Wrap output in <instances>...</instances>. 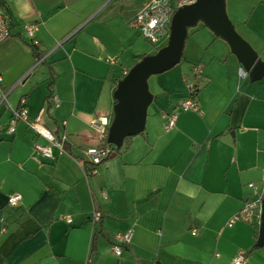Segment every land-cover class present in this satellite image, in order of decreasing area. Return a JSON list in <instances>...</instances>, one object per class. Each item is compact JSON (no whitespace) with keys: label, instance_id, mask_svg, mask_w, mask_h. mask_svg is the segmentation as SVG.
Returning a JSON list of instances; mask_svg holds the SVG:
<instances>
[{"label":"crops","instance_id":"crops-1","mask_svg":"<svg viewBox=\"0 0 264 264\" xmlns=\"http://www.w3.org/2000/svg\"><path fill=\"white\" fill-rule=\"evenodd\" d=\"M146 1L0 0L10 31L0 43V264H233L239 253L241 264H264V246H255L262 215L235 217L252 197L248 184L264 177V78H240L222 39L213 36L209 49L190 55L202 69L198 112L179 108L185 88L164 109L147 111L144 131L96 174L74 160L100 144L90 121H111L122 68L140 60L123 59L134 37L124 6ZM232 4L231 21L264 61V0ZM163 90H177L175 81ZM21 98L29 122L38 117L55 136L67 135L66 153L52 148L53 157H43L34 146L44 138L24 121L10 129ZM171 112L178 117L165 130ZM14 194L20 201L10 206ZM127 232L130 241L115 256L114 238Z\"/></svg>","mask_w":264,"mask_h":264},{"label":"water","instance_id":"water-1","mask_svg":"<svg viewBox=\"0 0 264 264\" xmlns=\"http://www.w3.org/2000/svg\"><path fill=\"white\" fill-rule=\"evenodd\" d=\"M199 22L215 37L226 42L251 83L264 78V61L235 30L226 13L225 0H196L180 7L171 17L166 44L155 53L140 58L116 83L113 91L115 103L106 138L112 150H119L125 138L144 131L147 109L154 99L148 89V78L180 63L188 29ZM255 246H264V211Z\"/></svg>","mask_w":264,"mask_h":264},{"label":"built area","instance_id":"built-area-1","mask_svg":"<svg viewBox=\"0 0 264 264\" xmlns=\"http://www.w3.org/2000/svg\"><path fill=\"white\" fill-rule=\"evenodd\" d=\"M111 1V0H107ZM196 0H147L145 4L139 9L134 16L128 21V25L131 28H135L140 31L141 35L145 37L149 42H154L158 38H168L170 21L173 13L180 7L185 5H190ZM25 30L29 36L33 35L35 30L34 25H27ZM10 36L9 31V19L4 11L0 8V43L6 40ZM41 61V58L38 59ZM112 64L115 63V60L110 61ZM31 69L24 72L15 82L14 86L24 80L28 75ZM191 72L195 75L201 74L202 69L199 66H193ZM127 73L125 68H122V76ZM238 75L240 78H246L247 73L240 68L238 70ZM1 78H0V95L1 100H5L6 94L1 91ZM191 85H188L190 88ZM55 106H58V99L54 95L52 96ZM25 98L20 99V107L18 109L12 110V119L10 121V129L13 128L15 121H24L28 126L33 128L35 132L44 138L45 143L40 144L36 143L34 148L40 153L43 157L52 158V148L56 149L59 154H64L65 144L67 142V135L61 134L55 136L49 130L38 125L39 118L37 117L33 123L29 122L27 116V109L25 108ZM179 108L183 111H193L198 112L199 107L198 103L192 99H186L183 101ZM163 117L166 120L164 129L169 130L174 127L175 121L178 117V113L171 112L164 114ZM109 120L106 117H100L95 120L90 121V126L93 128L96 140L101 144L100 146H91L84 150L83 157L74 158L76 164L80 167H83L85 163L89 164L91 168L90 174L97 173V167L106 160L112 148L107 144V129L109 126ZM65 124V123H63ZM11 131V130H10ZM248 187L252 191V197L245 201L243 207L236 213V218L249 221L253 218L254 214H257L258 217L262 215V200H264V177H262L259 184L249 183ZM20 201V196L14 194L7 199V203L10 206H15ZM99 219V213L94 211L92 214V221L95 222ZM66 222H70L69 217L65 218ZM259 223V222H258ZM131 233L127 232L124 234H117L114 238V242L111 245V251L115 256H119L121 253V246L127 244L130 241ZM244 260L243 253H239L233 260V264H241Z\"/></svg>","mask_w":264,"mask_h":264},{"label":"rangeland","instance_id":"rangeland-1","mask_svg":"<svg viewBox=\"0 0 264 264\" xmlns=\"http://www.w3.org/2000/svg\"><path fill=\"white\" fill-rule=\"evenodd\" d=\"M232 2L233 0H225L226 13L230 20V13L233 5ZM234 27L237 33L241 36L239 29L235 25ZM132 31L134 37L131 40V45L122 49V52H124L123 59L129 63L132 58L134 59L135 56L141 57L143 55L146 56L155 53L158 48L163 47L167 42V38H158L154 42H149L141 35L139 30L132 28ZM202 35L207 36V38H201ZM213 36L214 35L200 22L196 26L189 28L180 63L166 72L152 75L148 78V89L149 92L154 96V100L148 107L147 111L152 110V108L155 106L160 108L162 107L164 109L167 105L165 104L164 100H169L168 96L182 95L181 90H185V88L187 90V85L185 83L186 76L191 74L192 67L197 64L195 60H190V55L191 57H195L199 55V52L202 53L203 50L209 49V42L211 40L210 38ZM197 46L199 49H196ZM170 80L175 81V87L177 90L167 93L165 90H163V88L165 83L167 84V81L169 82ZM172 88L174 89V86Z\"/></svg>","mask_w":264,"mask_h":264},{"label":"trees","instance_id":"trees-1","mask_svg":"<svg viewBox=\"0 0 264 264\" xmlns=\"http://www.w3.org/2000/svg\"><path fill=\"white\" fill-rule=\"evenodd\" d=\"M121 5H119V7H120ZM118 7V8H119ZM124 7H126L127 8V10H130L131 12V14H133L132 16H134V14L139 10V9H141V7H136V6H134L133 4H127V6L125 5ZM124 7L122 6V7H120V8H122V10H124ZM132 9V10H131ZM5 13V12H4ZM7 13V12H6ZM5 13V14H6ZM127 13V12H126ZM7 15V14H6ZM131 16V17H132ZM128 19V21L131 19V18H127ZM189 30V29H188ZM188 36V35H187ZM217 38V37H216ZM147 40V39H146ZM149 41V40H148ZM30 46L32 47V50L34 51L37 47H36V44H35V42H33V41H31L30 42ZM159 49V48H158ZM157 49V50H158ZM33 55H34V57H35V59L36 60H38V59H40L41 58V56H42V54L41 53H38V52H34L33 53ZM144 56V55H143ZM143 56H141L140 58H142ZM139 58V59H140ZM195 66H201V65H199L198 63L195 65ZM201 68V67H200ZM202 78V74H197V75H195V74H193L192 72H191V74L190 75H188V76H186V79H185V83H186V85H187V90H188V98L189 99H192V100H195V96H196V93H197V91L199 90V80ZM191 85V87L190 88H188V85ZM129 140H130V138H125L124 139V141H123V145H122V147L121 148H125L126 146H127V144H128V142H129ZM101 144H99L98 146H100ZM120 148V149H121ZM112 151H114V150H111V152H110V154L112 153ZM116 151H118V150H116ZM90 170H91V168L90 167H88V169H86L85 171L86 172H88V173H90Z\"/></svg>","mask_w":264,"mask_h":264}]
</instances>
